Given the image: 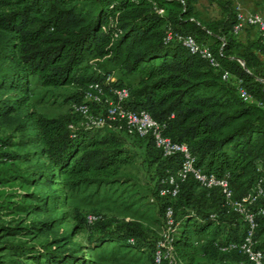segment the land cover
<instances>
[{
  "label": "trees",
  "instance_id": "16d2710c",
  "mask_svg": "<svg viewBox=\"0 0 264 264\" xmlns=\"http://www.w3.org/2000/svg\"><path fill=\"white\" fill-rule=\"evenodd\" d=\"M214 1L222 11L216 19L202 17L196 0H0V123L11 127L10 134L0 137V185L20 180L32 188L17 194L18 200L6 194L0 199V213L61 210L66 194L54 185L63 183L74 190L97 181L92 173L98 176L131 163L124 145L129 141L142 148L155 167L153 194L159 212L165 217L167 206L173 210L177 264H197L198 258L211 254L231 256L226 264H253L236 250L220 251L221 246L242 240L245 223L226 205L219 188H204L189 176L179 182L176 196L160 195L162 187H170L162 180L180 168L179 153L164 156L151 136L141 137L125 127L83 126L72 107L70 114L45 117L29 103L31 79L46 89L74 88L70 98L77 104L94 82L106 93L110 87H125L129 97L124 106L147 111L164 126L163 135L188 146L195 167L226 178L234 198L246 195L259 176L256 167H264V46L258 32L246 40L233 32L231 0ZM158 8L164 12L158 13ZM168 26L209 46L219 67L176 39L164 42ZM115 70L121 79L106 83ZM225 70L229 80L222 79ZM131 76L137 77L135 83L123 82ZM236 79L242 80L253 101L240 98ZM88 103L93 111L105 110L103 102ZM11 146L33 149L18 156L8 152ZM18 158L28 164L25 169L16 164ZM39 186H44V193ZM259 208H264V196L253 206ZM67 221L62 210L55 218L0 229L11 236H22L30 227L46 234ZM102 222L101 218L88 223L84 216L39 246L3 242L0 249L24 259L12 264H95L72 237L86 226H96L92 248L134 244L154 252L157 239L147 240L138 222ZM254 236L256 248L264 252V214L257 218Z\"/></svg>",
  "mask_w": 264,
  "mask_h": 264
},
{
  "label": "rangeland",
  "instance_id": "374dc122",
  "mask_svg": "<svg viewBox=\"0 0 264 264\" xmlns=\"http://www.w3.org/2000/svg\"><path fill=\"white\" fill-rule=\"evenodd\" d=\"M208 15L210 14H202V17L207 19ZM212 17L216 16L213 15ZM108 68L112 70L111 65H108ZM111 77L113 80H119L121 79V73L115 70ZM136 80V76H131L128 79H123V82L127 84L135 83ZM30 89V105L45 117H57L71 113L73 100L70 96L75 93L74 88L46 89L41 87L35 79H31ZM10 132L11 127L0 123V137L8 135ZM124 145L132 156L131 163L108 169L98 176L97 173H92V178H96L98 183L95 181L81 184L74 190H70L63 183L54 185L53 188H58L59 192L66 194V202L61 210L47 214L9 211L5 213V211H2L0 213V226H27L37 220L58 217L62 210L67 212L68 221L57 223L53 230L46 234H40L30 227L29 231L22 236H11L6 235V232L0 229V245L3 242L27 241L34 246H39L52 237L67 232L73 223L88 214H97L100 217L99 219H103L101 224H115V222L121 220L138 222L147 240L155 243V240L164 230V217L159 212L158 201H156L153 194L157 178L155 167L145 159L142 148L137 147V144L131 145L129 141H125ZM32 149V146L25 148L11 146L7 148L8 152H13L18 156ZM15 162L23 169L28 166L21 158L16 159ZM25 189L31 190L32 188L20 180L12 181L5 186L0 185V199L4 198L6 194H11L14 196L11 200H18L19 196L17 194L22 193ZM39 189L41 192H45L44 186H39ZM96 232V226H86L82 232L72 237V243L80 246L83 249L82 252L89 259L96 261L95 264H152L153 252L151 249L136 247L131 243L129 246L106 243L102 247L92 248L90 241ZM17 260L22 262L24 259L10 256L9 252H1L0 249V264H12ZM230 261L231 256L229 255L211 254L198 258L197 264H226Z\"/></svg>",
  "mask_w": 264,
  "mask_h": 264
},
{
  "label": "built area",
  "instance_id": "2783aa9c",
  "mask_svg": "<svg viewBox=\"0 0 264 264\" xmlns=\"http://www.w3.org/2000/svg\"><path fill=\"white\" fill-rule=\"evenodd\" d=\"M235 12L236 21L233 25V32L240 33L245 27H253L258 32L261 43L264 46V16L259 12L249 11L244 8L239 0H231ZM158 13H163L162 8L157 9ZM164 42L173 39L178 40L192 53H198L202 58L214 68L219 67V62L212 53L209 46L200 44L191 34L181 35L174 32L170 26L166 27L164 33ZM231 77L228 71H223L222 79L229 80ZM111 76L105 78V82L112 81ZM235 87L238 95L243 101H253L252 96L242 85L241 79H236ZM129 97L128 89L125 87H110L106 93L104 87L99 82L89 85L84 94V101L73 103L71 105L74 112L80 116V124L91 128H122L137 133L141 137L151 136L154 144L159 148L164 156H171L179 153L182 156V162L175 175L168 176L167 182L170 187H162L160 195L176 196L179 189V182L192 176L202 187L211 189L219 188L222 192L226 205L237 212L244 220L245 232L239 242H230L220 247L222 252L236 250L245 256L253 264H264V252L256 248L255 230L257 227V218L264 214V208L253 209L257 200L264 196V167H256L259 176L256 178L253 188L250 192L240 198H234L232 189L226 178H218L212 173H205L200 168L195 167V157L191 154L185 143H179L171 140L170 137L163 135L164 126L153 119L145 110H132L124 106ZM88 101L104 103L105 110L93 111ZM261 105L260 102H258ZM264 114V111H263ZM73 128V124H69ZM100 217L97 214L86 215V221L93 223ZM176 230V224L171 206H167L164 217V230L155 243L152 264H177L175 249L173 245V235ZM132 242V240H130Z\"/></svg>",
  "mask_w": 264,
  "mask_h": 264
},
{
  "label": "crops",
  "instance_id": "0c3cea01",
  "mask_svg": "<svg viewBox=\"0 0 264 264\" xmlns=\"http://www.w3.org/2000/svg\"><path fill=\"white\" fill-rule=\"evenodd\" d=\"M239 1L242 3V5L246 10L259 12L264 16V0H239ZM195 6L201 14L203 15L210 14L208 15L209 16L208 19H216L222 17V11L215 1L196 0ZM213 15L216 17H212ZM256 35H257V31L253 27L252 28L247 27V29L245 30L243 29L239 34L241 40L252 39L256 37Z\"/></svg>",
  "mask_w": 264,
  "mask_h": 264
}]
</instances>
